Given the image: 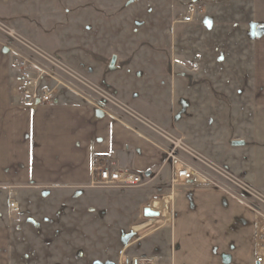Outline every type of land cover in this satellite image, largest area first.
Instances as JSON below:
<instances>
[{
  "label": "crops",
  "instance_id": "crops-1",
  "mask_svg": "<svg viewBox=\"0 0 264 264\" xmlns=\"http://www.w3.org/2000/svg\"><path fill=\"white\" fill-rule=\"evenodd\" d=\"M187 1L199 7L193 22H180L185 25L182 47L196 56L228 54L230 61H202L181 69L180 137L248 182L262 183L255 168L241 160L245 147L264 150V0ZM21 54L0 37V188L85 186L92 180L94 162L98 168L125 170L144 180L120 197L121 207L132 216L128 229L153 228L129 247L148 240V255L155 264H256V216L238 194L214 186L219 181L193 162L202 173V184L173 187L172 168L165 163L166 143L89 95L85 99L83 94L55 87L50 102L23 105L17 91L21 69L16 62ZM220 69L231 72L223 82ZM44 78L43 84L50 87ZM226 84L234 86L232 101L243 104L241 114L237 105L233 113L215 105ZM207 101L214 105L207 106ZM242 117L245 125L237 122ZM248 117L257 120L255 126L246 123ZM240 125L244 133L236 131ZM234 141L244 144L234 146ZM146 208L159 216L146 218ZM11 240L5 216L0 218V264H12Z\"/></svg>",
  "mask_w": 264,
  "mask_h": 264
},
{
  "label": "rangeland",
  "instance_id": "rangeland-1",
  "mask_svg": "<svg viewBox=\"0 0 264 264\" xmlns=\"http://www.w3.org/2000/svg\"><path fill=\"white\" fill-rule=\"evenodd\" d=\"M189 3L187 0H0V22L3 25L56 59L58 66L87 80V85L63 69L56 72V79L52 81L47 72L57 67L50 61L30 53L2 30L0 37L17 46L22 51L21 57L33 62L30 69L41 76L42 84L43 77L48 78L46 81L51 83L50 88L77 92L85 99L89 95L116 109V102H120L135 111L137 118L153 122L160 129L180 137L181 69L202 61L222 64L230 61L228 54L196 56L182 47L181 41L186 45V39H181L185 25L180 22L187 14ZM192 5L198 10V3L193 1ZM113 56L117 57L116 64L110 68ZM217 72L222 76V82L224 76L231 73L226 69ZM104 93L113 99L106 100ZM234 93V86L222 85L221 99L215 105L232 113L237 105L236 112L241 114L243 104H234ZM208 102L207 106L214 105H208ZM120 106L121 114L145 126L135 117L124 114ZM154 116L170 122L171 127L164 126ZM244 120L242 117L237 122L245 125ZM251 121L255 126L256 119L248 117L246 123ZM208 122L213 124L217 120ZM243 125L236 126L238 133H244ZM155 134L166 143L167 149L169 143L166 139L157 132ZM183 140L245 180L242 175ZM243 150L245 156L241 161L254 167L258 179L263 182L245 181L264 194V150L246 147ZM178 157L199 173L192 162L206 174H211L200 161L184 151L179 150ZM214 177L219 181L214 186L238 194L245 205L252 210L255 208L240 189L229 187L219 177ZM139 186L118 188L88 184L41 187L30 184L0 188V199L3 200L0 218L6 216L10 227L12 264H155L154 257L148 255V240L128 246L153 229L147 226L142 230L129 231L132 216L120 205V197ZM12 203L16 204L17 211L12 210ZM135 252L140 253L136 258L133 257Z\"/></svg>",
  "mask_w": 264,
  "mask_h": 264
},
{
  "label": "built area",
  "instance_id": "built-area-1",
  "mask_svg": "<svg viewBox=\"0 0 264 264\" xmlns=\"http://www.w3.org/2000/svg\"><path fill=\"white\" fill-rule=\"evenodd\" d=\"M197 11L198 10L195 6H190L187 10V14L183 18V21L186 23L193 22ZM0 30L4 31L8 35V37L13 40V42L19 44L27 51H30V53L38 56L40 59L42 57L47 61H50L53 66L57 67V69L54 70L53 67L50 71L47 72V74L51 75L52 77L57 76L56 72L59 71V69H63V72L68 73L69 76L83 82L84 85H87L89 83L87 80L81 79V77L75 75L73 72L65 70V68H63L62 66H58V61H56V59L43 53L37 46L27 41L17 32L6 27V25H3L1 22ZM16 64L21 69V73L17 81V91L21 96V103L25 106H32L50 102L53 98L54 90L49 86L42 84L40 80L41 76L36 75L32 71V69H30L32 68L31 66L33 62H31V60H29L27 57L20 56L17 59ZM104 95L106 100L108 101H111L113 99L112 97H108L106 93H104ZM119 103L116 102V105L114 104L117 109L119 105H122L120 107L123 109L122 111L124 112V114L127 113L135 117L136 119L141 121V123H143L147 128L161 135L169 143V147L166 149L165 163L169 164L173 169V187L175 185L181 184H202V174H200L192 167L187 166L182 161V159L178 157L179 150H182L187 153L188 156H191L194 159L200 161L202 166L206 168L211 173V175L219 177L222 181L227 183L229 187L232 186L240 189L246 196L251 199V201L254 203L252 204L255 206V208H253V211L256 216L254 222V261L256 264H264V194L252 184L240 179L229 170L218 165L211 159H208V157L202 155L199 151L190 146L182 138L173 136L170 133L160 129L159 127L155 126L153 122L145 121L143 118L142 119L144 121L137 118L138 116L135 115V111L127 108L124 104ZM125 107L127 108V110L125 109ZM92 172L93 177L90 182L92 186L126 188L139 186L143 183L141 175L121 169H110L109 167L98 168L97 163L95 162L93 164ZM207 181L208 184H212L210 180ZM11 207L14 211H17L18 209L15 203H12Z\"/></svg>",
  "mask_w": 264,
  "mask_h": 264
},
{
  "label": "water",
  "instance_id": "water-1",
  "mask_svg": "<svg viewBox=\"0 0 264 264\" xmlns=\"http://www.w3.org/2000/svg\"><path fill=\"white\" fill-rule=\"evenodd\" d=\"M116 59H117L116 56L112 57L111 62H110V68H114L115 67ZM232 144L234 146H240V145H243L244 142L243 141H234ZM144 214H145V216H150V217L159 216V212H156V211L152 210L151 208H146L144 210Z\"/></svg>",
  "mask_w": 264,
  "mask_h": 264
}]
</instances>
